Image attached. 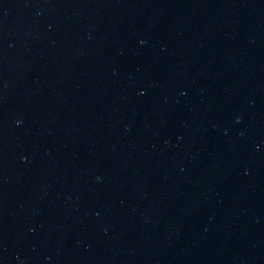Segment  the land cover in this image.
Listing matches in <instances>:
<instances>
[{
  "label": "water",
  "instance_id": "95a60500",
  "mask_svg": "<svg viewBox=\"0 0 264 264\" xmlns=\"http://www.w3.org/2000/svg\"><path fill=\"white\" fill-rule=\"evenodd\" d=\"M0 264H264V0H0Z\"/></svg>",
  "mask_w": 264,
  "mask_h": 264
}]
</instances>
